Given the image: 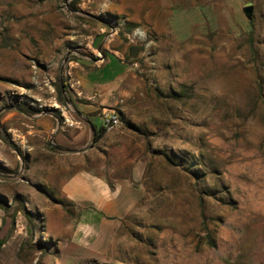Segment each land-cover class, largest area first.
Returning <instances> with one entry per match:
<instances>
[{"label":"rangeland","instance_id":"1","mask_svg":"<svg viewBox=\"0 0 264 264\" xmlns=\"http://www.w3.org/2000/svg\"><path fill=\"white\" fill-rule=\"evenodd\" d=\"M105 44L95 142L72 63ZM0 239V264H264V0H0Z\"/></svg>","mask_w":264,"mask_h":264},{"label":"crops","instance_id":"2","mask_svg":"<svg viewBox=\"0 0 264 264\" xmlns=\"http://www.w3.org/2000/svg\"><path fill=\"white\" fill-rule=\"evenodd\" d=\"M104 47L108 52L102 53V57H100L94 65H92V63H87L83 59L76 60L72 63V70L76 73L75 79L78 82L76 85L77 88L75 87V91L79 96L80 94L82 95L85 93L83 97H79V100H76L75 103L81 110V114L85 115L86 118L87 116L90 117L86 120V123L90 125V128H92L91 122L102 125V116L98 119L97 116L99 111H96L99 104L105 106H115V104H117L118 100L111 103L114 99L112 96H107L106 93L107 91L116 88L115 85L118 80L122 79L124 77L123 75L127 71L124 61L121 60L122 57L109 45L105 44ZM88 66H91V68L88 69ZM106 70H109L110 72L101 73V71L103 72ZM97 92L104 94L100 95ZM83 98L86 99V101ZM46 118L49 122L53 120V117L46 116L43 118V122H48L45 121ZM65 126L66 125H63L62 131L56 134V138L59 144H62L65 148L69 149V129L66 130ZM64 192L69 197V178H67L64 184Z\"/></svg>","mask_w":264,"mask_h":264},{"label":"built area","instance_id":"3","mask_svg":"<svg viewBox=\"0 0 264 264\" xmlns=\"http://www.w3.org/2000/svg\"><path fill=\"white\" fill-rule=\"evenodd\" d=\"M121 123L120 114L116 110L106 111L102 114V125L110 130Z\"/></svg>","mask_w":264,"mask_h":264},{"label":"trees","instance_id":"4","mask_svg":"<svg viewBox=\"0 0 264 264\" xmlns=\"http://www.w3.org/2000/svg\"><path fill=\"white\" fill-rule=\"evenodd\" d=\"M135 47L134 46H131L130 47V49L132 50V49H134ZM142 49H141V47L140 48H138V52H140ZM136 51V52H137ZM62 93V92H61ZM64 98V99H63ZM60 100H64L65 101V97H62V99H60ZM55 113L56 114H58V111H55ZM91 124H92V127H93V130H94V136H93V140L95 141V142H98V141H100L101 139H102V137L104 136V134L106 133V131H107V129L103 126V125H99V124H97V123H95V122H91ZM211 242H212V240H211ZM2 244V240L0 239V245Z\"/></svg>","mask_w":264,"mask_h":264},{"label":"water","instance_id":"5","mask_svg":"<svg viewBox=\"0 0 264 264\" xmlns=\"http://www.w3.org/2000/svg\"><path fill=\"white\" fill-rule=\"evenodd\" d=\"M245 14L247 15V17L249 19H251L253 17V11H254V5L253 4H248L246 5L244 8H243ZM70 59L69 55H67V57L65 58V62H68ZM63 91L65 92L64 88H63ZM66 93V92H65ZM65 97L67 99V102L69 103V99L67 97V95L65 94ZM53 138H54V135H53Z\"/></svg>","mask_w":264,"mask_h":264}]
</instances>
